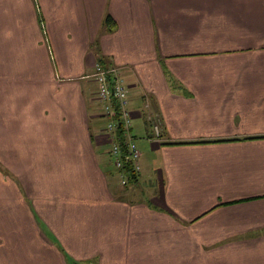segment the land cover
<instances>
[{"label": "crops", "instance_id": "crops-1", "mask_svg": "<svg viewBox=\"0 0 264 264\" xmlns=\"http://www.w3.org/2000/svg\"><path fill=\"white\" fill-rule=\"evenodd\" d=\"M99 58L155 135L146 200L107 168ZM0 163V264H264V0H0Z\"/></svg>", "mask_w": 264, "mask_h": 264}, {"label": "built area", "instance_id": "built-area-1", "mask_svg": "<svg viewBox=\"0 0 264 264\" xmlns=\"http://www.w3.org/2000/svg\"><path fill=\"white\" fill-rule=\"evenodd\" d=\"M92 77L98 83V91L103 106V113L108 118L106 132L111 140V149L109 154L113 158L115 167L122 168L124 162L131 161L134 163L137 170H141L140 163L138 162L141 153L134 145L132 135L130 134L131 115L129 109L127 108L128 89L126 85H124V79L121 76L120 69L116 67L105 68L101 65H97ZM117 115L120 116V119L123 122V130L126 131V136H130L129 148L126 154L123 153L120 145L115 140V131L117 130V126L112 119ZM154 130L156 134L160 136V125H154ZM123 155L125 156L122 157ZM123 175H120V177ZM122 183L123 185L127 184L125 180H123Z\"/></svg>", "mask_w": 264, "mask_h": 264}, {"label": "rangeland", "instance_id": "rangeland-1", "mask_svg": "<svg viewBox=\"0 0 264 264\" xmlns=\"http://www.w3.org/2000/svg\"><path fill=\"white\" fill-rule=\"evenodd\" d=\"M104 67L109 68L111 65L110 62L108 61V59L105 61L104 60ZM121 76L122 78L124 77L121 69ZM124 79V85H126L127 89H128V106L127 108L131 110V108H133V103L135 101H133V98H135V96H129L130 95V90L128 88V85L130 84L129 82H127V80L125 78ZM93 98L95 100H97V102L100 104L98 106H101V108H103L100 97H99V91H98V84H95L94 87V92H93ZM138 105L143 107V102L142 100H138L137 101ZM101 108H97V112L98 114L102 112L103 109ZM137 109V108H136ZM101 115V114H100ZM101 119H102V124L107 125L108 121H107V117H103V114L101 115ZM131 117V135L133 137V142L134 145L137 147V149L139 150V152L141 153L140 158L138 160V162L140 163L141 166V178L139 179V182L137 184H133V183H129L128 182V178L127 176L124 174L122 177H118L116 176L114 181L117 182L119 184V190L121 191H134L136 190L137 195L141 197V199H148L150 197V195H152L154 192H157V187H156V178L158 174L157 171V166L158 164L155 163V161H157V159L159 158L157 156V152L151 148L153 146L152 142H149V138H154V132L153 129L150 131L149 127L147 126L146 123V119L144 117H133L132 115ZM158 125H160V123H157ZM111 144V140L110 137L107 138ZM107 149H109V147H105L103 149V153L107 151ZM108 156V157H107ZM104 155L106 161L108 162V169L111 171L114 169L113 168V164L111 165L113 158L111 157L110 154L108 155ZM111 159V160H110ZM1 164V163H0ZM140 171V172H141ZM119 178H120V183H119ZM123 180H125L127 182V185H123ZM118 189V187H116ZM127 191V192H128Z\"/></svg>", "mask_w": 264, "mask_h": 264}, {"label": "trees", "instance_id": "trees-1", "mask_svg": "<svg viewBox=\"0 0 264 264\" xmlns=\"http://www.w3.org/2000/svg\"><path fill=\"white\" fill-rule=\"evenodd\" d=\"M39 15L41 17V14H39ZM41 21H42V17H41ZM105 23L110 28L109 29L110 32H113L116 29L117 25H116L115 20L112 18V16L107 15ZM97 63H98V65H101L103 67L105 66L104 65L105 64L104 60L101 59V58L98 59ZM112 120L116 123V126H117V130L115 131V137H116L115 140L120 145L121 150L123 151V153L126 154V152H128V148H129V142H130L129 141V137L130 136H128V137L126 136V133H125L126 131L123 130V122L120 119L119 115L115 116ZM132 140H133V137H132ZM163 145H169V144L163 143ZM124 156L125 155H123L122 157H124ZM112 164H113V168H114L111 171L112 175H115V176L118 175L120 177V175L125 174L127 176V178H128V182L129 183L131 182L133 184H137L139 182V176H140V171L141 170H137L133 162H131V161L124 162L122 168L115 167L113 161H112Z\"/></svg>", "mask_w": 264, "mask_h": 264}]
</instances>
